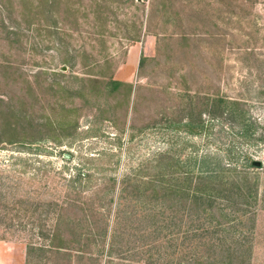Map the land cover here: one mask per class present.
Segmentation results:
<instances>
[{
    "label": "rangeland",
    "instance_id": "rangeland-1",
    "mask_svg": "<svg viewBox=\"0 0 264 264\" xmlns=\"http://www.w3.org/2000/svg\"><path fill=\"white\" fill-rule=\"evenodd\" d=\"M58 69L64 75H54ZM111 79L121 84L113 87L108 84ZM206 95L237 99L246 122H256L251 126L256 135L261 131L264 0H0V183L7 181L5 190L0 186V264H56L58 259L50 252L25 255L31 238L47 242L32 235L29 225L19 230L13 214L27 220L9 206L13 178H22V188L27 187L31 169L25 163L43 164L49 181L57 186L74 174V167L92 172L89 185L106 192L92 199L86 215L71 206L64 210L68 219L88 222L92 232L108 208L106 219L112 224L117 206L116 201H107L110 186L100 181L101 176L119 179L134 170L149 174L155 170L151 165L158 152L167 149L179 159L215 155L232 166L233 173L240 170L244 161L240 151L246 147L236 123L202 113L209 128L197 136L156 127L165 118L177 120L190 110L197 117ZM49 119L58 126L51 128ZM23 135L45 151L36 154L32 147L7 143ZM246 150L262 164L248 168L252 170L248 179L257 184L254 220L241 216L231 231L248 236L250 264H264V136ZM232 172V178H238ZM42 192L39 189L36 196L55 198ZM132 197H126L122 212L134 215L122 216L118 224L127 239L118 241L115 252L119 247L138 250L139 244L148 242L151 257L149 252L130 250L122 253L126 262L180 264L182 251H206L195 248L193 238L184 244L174 235L198 219L214 224L210 215H197L177 197H158L150 203L156 216L143 218L146 204L142 199L133 202ZM2 219L13 226L7 227ZM51 222L53 215L48 213L45 223ZM165 222L167 226L151 239L152 229ZM169 231L172 240L166 235ZM141 232L151 238H137ZM120 256L115 253L114 262L127 264Z\"/></svg>",
    "mask_w": 264,
    "mask_h": 264
},
{
    "label": "trees",
    "instance_id": "trees-1",
    "mask_svg": "<svg viewBox=\"0 0 264 264\" xmlns=\"http://www.w3.org/2000/svg\"><path fill=\"white\" fill-rule=\"evenodd\" d=\"M54 75L62 76L64 72L58 69L54 71ZM108 84L118 87L121 82L111 79ZM203 99L204 107L198 112L197 117H193L190 108H187L186 110L190 111L184 116L177 120L169 117L165 118L163 123L156 127L167 131L178 128L186 135L197 136L206 132L209 128V125L205 124V120L201 116L203 113L208 117L218 116L236 123L239 126L237 134L241 137V143L246 148L263 138L264 126L256 135L255 128L251 127L252 124L256 125V122H246L248 119L245 118L243 107L237 99L208 95ZM47 122L50 127L51 125L54 126L51 128L58 126L53 119H49ZM38 125L39 123L36 124V126ZM75 127L74 124L72 126L73 130H75ZM21 131L24 132V129L21 128ZM12 133L16 132L13 131ZM31 140L23 135L21 138L7 140V143L26 145V147H32L30 149L34 150L33 153L42 154L40 151H45L46 148L36 144V142H31ZM246 148L244 151H240V153L242 152V160H244L241 164L243 167L236 173L232 172L234 170L232 166L225 165L215 155L197 156V154H192L184 159H179L171 155L166 149L164 152L155 154L151 165L155 170L149 174L142 175L134 170L122 174L119 179L114 175L101 176L100 181L103 180L104 183H108L110 186V195L108 194L107 201H116L117 206L114 210L112 224L107 223L108 208L100 215V218H97L98 226L95 227V232H92L93 230H91L88 222L84 223L81 218L68 219V216L64 213L66 206H71L77 208L82 215H86V212L91 210V203L96 199V195L105 191L101 189L102 187L98 188L94 185L91 187L89 185L93 176L92 172L83 169L82 166L74 167V174L65 179L64 185L57 186L49 181L51 176L49 177L47 168L43 164L25 163L23 166L31 169V175L27 176V187L22 188V178H13V184L9 186L13 190L9 206L15 212H21V216L27 220V222H22L19 220V214H13L19 230H24L29 225L30 233L35 235L37 239H47V242L43 243L32 241L33 238H31L25 244V255L30 256V254L38 252L42 256L43 252H50L57 256L56 264H125L114 262V254L121 255L120 258L123 259L122 253L131 250L128 247H119L118 252H115L118 241L127 239L125 233L119 232L118 224H120L122 216L126 218L129 215H134V212L130 214L122 212V206L125 204L124 200L128 195H132L133 202L142 199V203L146 204V208L142 212L143 218L151 219L156 216L152 211L155 206H150V203L153 201V204H155L158 197L162 199L177 197L184 205H188L189 210H195L197 215L203 213L213 218L214 221L212 220V222L214 224L209 222L207 225L203 220L198 219L196 224H191L182 233L175 232L174 239L181 236L182 243L186 244L193 238L192 245L195 248L205 247L206 249L205 252H195L194 254L182 251L180 257H178V263L250 264L251 246L249 245L248 236L241 233L236 235L231 231L236 223L240 221L241 216H245L248 221L254 220V208L252 207L256 201L257 184L248 179L250 173H252V170H248V168L258 169L261 168L262 164L259 161L257 165L253 164L254 160ZM226 156L227 160H232V157L228 154ZM206 163L208 166L205 165ZM24 169L20 172H24ZM231 172L238 178H232ZM6 182V179H3L0 183L2 190H5ZM86 186L89 190L86 189ZM39 189H42L44 191L42 193L48 198L55 197L61 200L58 201L55 198L53 200H43L42 194L36 196ZM95 190H97L96 193ZM85 191H87V195L83 194ZM104 195L105 193H102V196ZM82 198L86 200L84 199L85 201L82 202ZM107 201L105 203H108ZM6 203L2 204V208H8ZM105 203H101L99 207H104ZM48 213L53 215L51 224L45 223ZM233 213L238 214L235 216V220L229 218V214L233 215ZM215 215L217 219L214 218ZM163 220H166V218H163ZM2 221L7 227L13 226L12 222L3 219ZM164 226H167L166 222L153 228L152 234H150L152 238L146 235L148 232H141L142 234L138 236L137 233H134V236L143 239L147 237L154 239L155 233ZM64 231L67 235L64 234ZM128 235H132V233L130 232ZM166 235L172 240L171 231ZM101 242L103 243L97 244ZM136 249L134 248L131 251L149 252L150 244L148 242L139 244L138 250ZM148 254L151 257L150 252ZM74 257L76 258L75 263L72 262ZM126 261L124 260V262ZM148 264L152 263L149 262Z\"/></svg>",
    "mask_w": 264,
    "mask_h": 264
},
{
    "label": "water",
    "instance_id": "water-1",
    "mask_svg": "<svg viewBox=\"0 0 264 264\" xmlns=\"http://www.w3.org/2000/svg\"><path fill=\"white\" fill-rule=\"evenodd\" d=\"M62 70H64L65 68L62 66V68H61ZM253 164H255V165H257L258 164V162L257 161H253L252 162Z\"/></svg>",
    "mask_w": 264,
    "mask_h": 264
}]
</instances>
